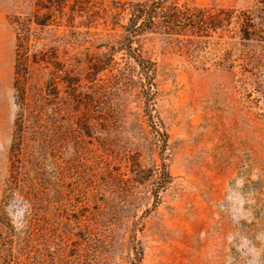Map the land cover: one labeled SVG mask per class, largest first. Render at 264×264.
<instances>
[{"label": "rangeland", "instance_id": "1", "mask_svg": "<svg viewBox=\"0 0 264 264\" xmlns=\"http://www.w3.org/2000/svg\"><path fill=\"white\" fill-rule=\"evenodd\" d=\"M138 1L0 0V213L14 228L0 223V249L5 240L11 264L24 260L20 253L28 249H35L40 264H63L76 220L98 221L93 231L106 238H120L126 224L135 226L139 264H264V61L241 70L237 52L220 43V29L210 30L211 42L199 47L152 55L159 63L156 111L168 139L162 153L146 150L141 162L150 167L164 160L171 175L154 206L151 197L126 216L124 206L133 199L138 204L140 192H147L125 183L131 176L128 139L136 142L126 137L129 126L110 141L77 127L69 135L62 127L38 186L44 213L24 217L18 188L9 183L19 54L25 64L34 47L47 44L49 60L71 57L84 76L79 61L94 52V32H121L129 5ZM174 1L207 14L264 8V0ZM132 99L126 95L127 111L135 109ZM133 117L127 113L126 124ZM106 220L112 223L102 225ZM126 253L117 249L108 262L128 264Z\"/></svg>", "mask_w": 264, "mask_h": 264}, {"label": "trees", "instance_id": "2", "mask_svg": "<svg viewBox=\"0 0 264 264\" xmlns=\"http://www.w3.org/2000/svg\"><path fill=\"white\" fill-rule=\"evenodd\" d=\"M204 11L181 7L174 0H143L130 4L121 32H94L98 35L92 41L94 52L79 61L86 71L84 76L75 71V59L71 57L49 60L53 49L47 44L34 47L25 64L23 55L19 54L13 95L17 112L10 145L9 183L18 188L27 221L44 213H41L43 202L38 186L47 166L45 157L55 149L62 127L69 135L77 127L88 137L110 141L112 134L111 138L117 140L116 133H121L117 130L129 126L131 134L126 137L135 138L136 142L128 139L131 146L126 149L125 163L131 176L125 183L131 191L143 185L147 192H140L138 204L133 199L124 206L126 216L133 217L140 204H147L151 197L152 206L159 201L158 190L164 189L171 179L166 164L162 160L158 165L146 167L141 162L146 150L154 148L157 154L162 153L168 139L156 111L159 63L152 57L154 52L164 54L174 47L185 50L189 46L199 47L211 42L210 30L220 29L223 33L219 35L220 43L237 52L241 70L249 71V67L264 61V8L230 13L220 10L214 14ZM102 47L105 51L98 50ZM117 53L121 55L118 58ZM126 95H132L136 102L132 111L126 110ZM139 107L141 113L137 111ZM127 113L135 116L128 124ZM102 210L98 207L97 214ZM148 210L145 207L143 211ZM4 221L9 231H13L10 222L1 215L0 223ZM111 223L106 220L102 225ZM98 224L96 220L93 223L76 220L74 225L78 230L74 233L75 240L68 245V257L63 264H112L108 262L114 257L112 254L122 248L127 251L128 264H139L142 246L136 239L135 226L126 224L127 234L120 238L114 235L106 238L98 237L93 231ZM1 245L0 264H11V249L5 248V240ZM24 253H20V257L25 255L24 260L13 263L40 264L35 249Z\"/></svg>", "mask_w": 264, "mask_h": 264}]
</instances>
